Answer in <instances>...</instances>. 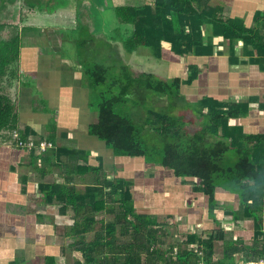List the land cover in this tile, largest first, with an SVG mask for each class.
I'll return each instance as SVG.
<instances>
[{
	"label": "crops",
	"instance_id": "1",
	"mask_svg": "<svg viewBox=\"0 0 264 264\" xmlns=\"http://www.w3.org/2000/svg\"><path fill=\"white\" fill-rule=\"evenodd\" d=\"M200 1L209 2L211 6L222 5L224 17L241 18L246 26H260L264 33V20L257 23L258 15L264 13V0ZM42 2V6L34 9H22L23 13L14 12L17 18L22 16V21L14 22V26L22 30L19 56L0 76V93L8 95L18 106L17 131L32 130L28 137L51 139L48 141L53 147L86 154L88 164L100 168V177L131 181L136 211L157 216L166 224L170 241L182 240L188 233L202 234L214 229L215 218L221 223L229 219L228 208L222 201L236 200L239 208L238 194L217 186L213 217L209 196L196 188L199 179L178 176L173 168L148 162L143 156L118 155L106 140L91 132L99 113L86 67L102 63L117 66L119 72L127 65L134 75L151 72L162 80L181 78L182 99L176 114L181 116L182 129L190 134L205 127L209 107L204 100L247 105L245 113L228 118L231 136L227 141L232 144L240 136L244 139L246 135H264V55L248 54L242 40L237 41L232 50L228 40L208 34L206 41L213 45L212 54L176 57L169 51L171 43L164 40V55L158 58L152 54V58L147 59L139 55L140 48L133 52L125 49L124 38L129 34L120 26L125 27L126 23L117 16L120 24L109 32L106 20H102L99 13L95 16L94 11L99 10L104 16L108 8L153 5L155 0ZM106 45L111 49L109 62L95 61L103 57ZM192 67L196 77L188 82ZM151 103L153 107L150 111L147 109L148 112L140 108L142 116L137 118L138 122L144 123L150 114L156 123V113L167 110L170 99L167 95H154ZM177 106L173 111L178 110ZM13 132L4 131L9 138L0 141V264H47V256H53L56 264H70V257L74 259L72 264H79V260L83 261L82 253L68 246L71 238L64 233L65 227L75 221L74 212L62 213L61 204L56 199L48 201L41 188L44 183L65 182L66 176L59 166L66 159L65 152L57 156L52 169L42 171L32 164V151L17 145ZM220 137L221 130L216 135L209 133L206 141L212 143ZM243 145H247L245 140ZM248 145H253L256 154L262 155L259 144L257 147L255 143ZM260 147L264 152V140ZM232 149L234 151V148L229 151ZM38 160L41 165V159ZM92 179L93 173L89 171L83 176L75 175L68 184L84 192ZM96 217H104V212ZM248 219H243L246 226ZM254 226L252 224L244 234L245 240L254 236Z\"/></svg>",
	"mask_w": 264,
	"mask_h": 264
},
{
	"label": "trees",
	"instance_id": "2",
	"mask_svg": "<svg viewBox=\"0 0 264 264\" xmlns=\"http://www.w3.org/2000/svg\"><path fill=\"white\" fill-rule=\"evenodd\" d=\"M24 2L30 9L43 3L42 0ZM208 3L200 0H155L153 5L116 6L119 20L134 26L133 32L124 38L125 49L133 52L144 46L161 58L164 55L162 41L166 40L171 43L169 51L173 56L208 55L214 49L206 41V36L212 34L228 40L232 50L237 41L242 40L248 54L264 55V33L260 26L248 27L241 18L224 17L222 5L211 6ZM263 20L264 13H260L257 23ZM21 31L14 26L9 38L0 36V76L19 56ZM110 67L102 63L86 67L99 113L91 132L106 140L118 155L143 156L148 162L173 168L178 176L199 179L196 188L209 196L213 217L217 207V186L238 194L240 206L233 211L234 221L254 219L255 231L250 240L241 237L227 240L226 230L215 218L214 229L202 234L188 233L182 240L170 241L166 224L157 216L136 211L131 181L106 175L100 177V168L90 166L88 156L81 152L61 146L51 147L44 153L32 151V164L42 171L52 169L57 156L65 152L66 159L59 164L66 176L65 182L44 183L41 188L48 201L56 199L61 204L62 213L74 212L75 221L65 227L64 233L71 238L68 246L82 253L83 261L78 263L233 264L237 254L247 258L259 257L264 236V161H261L264 152L260 147L264 135H246L244 139L240 136L232 144L227 141L231 136L228 118L245 113L248 106L206 99L203 103L209 110L205 127L190 134L182 129L181 116L170 110V106L176 107L182 99L181 78L167 81L151 72L134 75L127 65L111 74ZM195 77L196 70L192 67L187 81L191 82ZM154 95H167L169 107L156 113L157 124L151 115H147L144 123L138 122L137 118L142 116L140 108L146 106L148 100L153 107L151 99ZM18 129V106L8 95L0 93V141L9 138L3 134L4 131L12 133ZM220 130V139L207 143V135H216ZM31 131H19L20 136L26 139ZM244 140L247 145H243ZM248 143H255L256 147L259 144L262 155L256 154L257 149ZM230 148H234L235 160L229 157ZM38 159H41V165ZM89 171H92L93 179L86 191L68 184L75 175L83 176ZM100 212H104V217L97 218ZM217 241L224 244L222 256L216 258ZM45 259L47 264H56L53 256Z\"/></svg>",
	"mask_w": 264,
	"mask_h": 264
},
{
	"label": "rangeland",
	"instance_id": "3",
	"mask_svg": "<svg viewBox=\"0 0 264 264\" xmlns=\"http://www.w3.org/2000/svg\"><path fill=\"white\" fill-rule=\"evenodd\" d=\"M108 5L109 6H112L110 2H108ZM2 12H3V14H2L0 20L2 22H5V23L7 22L6 23L7 24L6 25L7 27L3 29V25L1 24V27H0V36L2 38H9L11 36L13 30H14V28H13V26L15 24L14 22L16 20H18L19 22L22 21L21 20L22 16H21V18H17V17H15L13 15L11 16L10 13H12V12L10 10L9 11H2ZM98 13H99L100 16L103 17L102 20H106V25H107L106 27L108 28V31L109 30L111 31L112 28H114V29L117 28L118 27L117 25L120 24V23L118 24L119 21H118L117 15H116L115 8L114 9L113 8H108V10L104 14V16L100 13L99 10L98 11H94V15L95 16H97ZM99 15H98V19L101 20V17H99ZM100 20H99V24H100ZM120 27H121V30H123V31L125 30V32H127L128 34H131L133 32V30H134V26L132 24H125V27H122V26H120ZM82 37H83V35H82ZM96 43H97V41H96ZM102 44L104 46V41L102 42ZM107 45H106V49L104 51L103 57H101V58L98 57L97 59H94L95 61H97V60L99 61V59H101L100 61L103 62V63L109 62L110 56L108 55V53L111 51V49H110V46H107ZM139 48H140L139 55H141L142 57L147 58V59L148 58L149 59L152 58L151 57L152 56V53L150 52V49H148L147 47H144V46H141ZM106 55H107V58H106ZM104 61H106V62H104ZM110 69H111V74H115V73L118 72L117 71V66H111ZM159 77H161V76H159ZM183 104L185 106L186 105L188 106V104L185 103V102ZM142 107H143V109H146V112H148L147 109H149V111H150L152 109L151 104H150V100L147 101L146 106H142ZM177 107H178V110H174L173 111L174 113H176V111L178 113V111H179V105ZM173 109H177V108L170 106V110H173ZM194 116H195V114H194ZM228 154H229V157H232L233 160L236 159V153L233 151V149L230 150L228 152ZM222 203L225 205L224 206L225 208H228L227 210L230 213L229 214L230 215V218L229 219H223V221H222V224H223V226H224V228L226 230V239L227 240L233 239V237H232L233 235L236 236L235 238L241 237V238L245 239L244 234L247 233L248 228H250L252 226V224L254 225V219H248V220H250L249 221V225L250 226L249 225L246 226L244 220L234 221L235 214L233 213V211L239 209L236 206L237 205L236 200H235V202L234 201L232 202L231 200L230 201H226L225 200V201H222ZM229 221H231V222H229ZM235 232H236V234H235ZM239 233H241V235ZM223 244H224L223 241H217L216 242V245H215V251H216L215 257L216 258L222 256V254H223ZM77 254H79V253H77ZM68 260L70 261V264H72L71 262L74 259L72 257H70Z\"/></svg>",
	"mask_w": 264,
	"mask_h": 264
},
{
	"label": "built area",
	"instance_id": "4",
	"mask_svg": "<svg viewBox=\"0 0 264 264\" xmlns=\"http://www.w3.org/2000/svg\"><path fill=\"white\" fill-rule=\"evenodd\" d=\"M13 137L17 142V145L21 148H25L28 151H35L36 153H43L47 149L53 147V143L48 140H36L33 137H28L26 139L20 136L19 131L15 130L13 132ZM261 254L257 258H247L241 254H237L233 261V264H264V236L261 240ZM204 264V263H202Z\"/></svg>",
	"mask_w": 264,
	"mask_h": 264
},
{
	"label": "flooded vegetation",
	"instance_id": "5",
	"mask_svg": "<svg viewBox=\"0 0 264 264\" xmlns=\"http://www.w3.org/2000/svg\"><path fill=\"white\" fill-rule=\"evenodd\" d=\"M25 0H15V1H9V0H0V19L1 16L3 14L2 11H11L12 13H10V15L12 16L14 14V12L17 14L18 12L23 13L22 9H27L28 6L27 4L24 2ZM4 4V5H3ZM14 9V11H13ZM14 16V15H13ZM16 17V16H15ZM7 23V22H6ZM5 22H2L0 20V24L4 25V28H6L7 24ZM19 27V26H18ZM3 28V29H4ZM14 28V26H13ZM20 28V27H19Z\"/></svg>",
	"mask_w": 264,
	"mask_h": 264
}]
</instances>
